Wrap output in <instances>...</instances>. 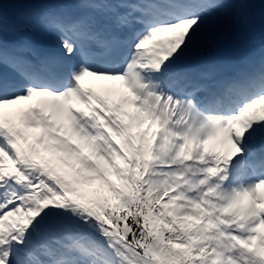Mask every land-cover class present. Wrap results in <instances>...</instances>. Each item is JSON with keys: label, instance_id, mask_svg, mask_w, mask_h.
<instances>
[{"label": "snow or ice", "instance_id": "1", "mask_svg": "<svg viewBox=\"0 0 264 264\" xmlns=\"http://www.w3.org/2000/svg\"><path fill=\"white\" fill-rule=\"evenodd\" d=\"M26 3L63 52L0 0V264H264V57L179 67L264 0Z\"/></svg>", "mask_w": 264, "mask_h": 264}, {"label": "bare ground", "instance_id": "2", "mask_svg": "<svg viewBox=\"0 0 264 264\" xmlns=\"http://www.w3.org/2000/svg\"><path fill=\"white\" fill-rule=\"evenodd\" d=\"M86 85L89 87H94L97 89H110L113 90V87L115 86H119V83H113L111 81H105V80H100L97 81L96 79H90L88 78L85 81ZM41 99L40 97L35 98L33 101H31L32 104H35L37 102V100Z\"/></svg>", "mask_w": 264, "mask_h": 264}, {"label": "rangeland", "instance_id": "3", "mask_svg": "<svg viewBox=\"0 0 264 264\" xmlns=\"http://www.w3.org/2000/svg\"><path fill=\"white\" fill-rule=\"evenodd\" d=\"M261 16L256 12V18H257V20H259V18H260ZM259 22V21H258Z\"/></svg>", "mask_w": 264, "mask_h": 264}]
</instances>
